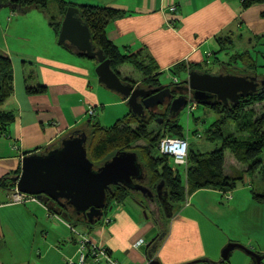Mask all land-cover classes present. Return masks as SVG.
Returning a JSON list of instances; mask_svg holds the SVG:
<instances>
[{"label":"crops","instance_id":"0c3cea01","mask_svg":"<svg viewBox=\"0 0 264 264\" xmlns=\"http://www.w3.org/2000/svg\"><path fill=\"white\" fill-rule=\"evenodd\" d=\"M63 1L121 10V17L108 26V40L123 55H136L140 62L152 64L153 75L168 74L176 80L174 72L179 65L185 67L178 72L184 81L190 71L215 66L209 59L220 52L230 54L234 48L232 38L242 39L243 31L251 39L264 40V3L242 10L240 0ZM23 18L17 15L14 22ZM53 34L54 39L39 54L13 51L0 44V54L11 60L13 74V92L0 104V115L14 116L6 135L0 134V180H13L21 172L23 157L58 147L75 132L89 135L93 121L101 122L105 106L115 107L113 113L110 111L114 119L127 115L123 99L108 90L100 91L94 77L96 65L62 48ZM237 53L246 54L241 66L236 63L241 69L238 74L264 80V75L247 66L248 61H255L251 52ZM221 64L223 71L225 66ZM117 72L136 85L144 81L142 73L130 64L121 65ZM38 85L46 88L45 94H27L26 88ZM197 106L189 103L188 108ZM91 108L92 118L88 115ZM234 160L225 156L226 164L230 161L224 167L227 174L233 175V168H241ZM247 176L243 175L229 192L228 201L218 189H197L186 195L183 205H175L171 218L158 216V220L156 209L153 216H145L140 205L130 199L108 211L105 218L111 219L109 224L101 220L94 225L83 220L69 223L37 200L10 204L12 190H0V264H67L69 259L76 260L78 244L72 227L93 244L105 247L120 264H149L147 245L161 233L164 237L154 259L159 264H220L221 250L228 243H238L260 254L264 264V203L253 199L256 190L245 185ZM226 264L254 263L242 251L233 250Z\"/></svg>","mask_w":264,"mask_h":264},{"label":"trees","instance_id":"16d2710c","mask_svg":"<svg viewBox=\"0 0 264 264\" xmlns=\"http://www.w3.org/2000/svg\"><path fill=\"white\" fill-rule=\"evenodd\" d=\"M51 0H0V3L11 2L15 9L22 14L32 10H40L47 13L48 4ZM57 5V15L49 19V26L52 28L56 37L60 32L61 22L65 11L69 7H75L78 10V17L81 22L88 28L91 37L92 46L96 50L102 51L105 59L110 61L111 69L114 71L120 80L124 83L129 82L136 85L135 82L129 79H123L117 72V68L124 64H130L136 70L142 73L144 81L139 84L142 87L151 85L157 87L160 85L158 77L161 74H152L154 71L152 64L140 62L136 55H123L119 50L108 40L107 29L111 22L121 17L123 12L111 6H93V5H72L63 0H52ZM242 10H247L254 5L263 4L264 0H240ZM231 45V43H230ZM61 46V45H60ZM62 48L85 58L77 53L70 46H61ZM246 54H234V65L232 70L236 69L238 61L243 62ZM250 60V59H249ZM94 61V60H93ZM95 62V61H94ZM247 66H251L256 71V62L248 61ZM251 63V64H250ZM239 64V63H238ZM97 66V64L95 63ZM228 66V65H226ZM231 67V66H229ZM180 68V69H179ZM177 73L180 72L183 65H179ZM249 68V67H247ZM175 69L172 70V72ZM252 74L254 75L255 71ZM244 72H247L244 70ZM154 73V72H153ZM174 74V73H173ZM230 75L246 76L236 72L226 73ZM146 77V79H145ZM179 81V80H178ZM172 85L175 83L172 82ZM13 92V74L11 60L0 54V104L4 103ZM28 95H43L46 93V88L43 86H34L26 88ZM222 105V104H221ZM216 104L212 107L204 106L211 109L218 118L205 130L202 137L205 141L215 145V148L210 152H197L191 150L187 156V164L184 169L185 182L182 181L178 167H173L169 158L161 155L158 152L159 141L164 137L186 138L181 125L177 124L176 119H169L168 114L163 111V123L158 124L157 131L151 130L152 123H156L158 117L157 112L147 113L146 118H138L129 112L126 116L118 119L112 127H102L97 121H93L90 126L89 135H87L86 150L89 160L92 162L94 169L100 167L105 162L109 161L116 153L133 152L137 155L138 162L141 164L145 178L142 185L155 192L156 185L164 181L165 188L168 191V201L171 206L180 204L185 201L186 195L197 189L214 188L223 193L230 192L234 189L236 183L243 179L244 173L252 176L256 173L261 175L264 182V161L261 159V154L264 152V113L257 115V111L253 108L255 105H263L264 107V92L253 94L251 96L241 98L236 104L221 106ZM92 118V117H91ZM14 116L10 113H1L0 115V134L6 135L7 126L12 122ZM197 121V119H195ZM233 128V130L231 129ZM196 135V133H194ZM144 143L139 145L138 143ZM228 150L236 160L240 169H232V174L225 172V151ZM156 156H155V155ZM158 156V157H157ZM101 163L96 167L95 164ZM244 167V168H243ZM20 172L15 175L18 176ZM15 180L5 177L0 180V190H14ZM137 193H132L128 189L118 185L112 186L110 193L107 194L108 207H114L126 202L134 200L137 202ZM253 199L256 202L264 203V194L252 192ZM141 198L144 199L142 195ZM150 201V199H147ZM138 203V202H137ZM153 206L158 211L156 217L163 216L160 210L158 200L154 197ZM106 211L108 212L107 208ZM70 221L83 220L75 216H69ZM165 218V217H164ZM87 223L85 220H83ZM88 224V223H87ZM75 226V225H73ZM148 261L155 258V252L146 253ZM208 262V261H202ZM224 261L220 264H226Z\"/></svg>","mask_w":264,"mask_h":264},{"label":"water","instance_id":"95a60500","mask_svg":"<svg viewBox=\"0 0 264 264\" xmlns=\"http://www.w3.org/2000/svg\"><path fill=\"white\" fill-rule=\"evenodd\" d=\"M14 7L11 2L0 3V9ZM17 12L22 14L19 10ZM57 41L61 46L74 48L86 59L94 60L98 83L126 101L130 112L138 118H146L147 113H155L164 107L161 99L164 96L170 99L168 118L176 119L189 103L212 107L220 102L228 106L238 103L241 98L264 92V80L258 81L256 76L211 75L200 71H190L181 85L172 88V84L142 87L124 83L112 71L110 61L105 59L102 51L92 46L90 32L81 22L75 7L66 9ZM183 88L189 91L190 99L184 97ZM176 94L178 96L173 98ZM156 122L161 124L163 119L158 117ZM86 142L85 133L75 132L63 139L58 147L23 157L21 172L14 177L17 191L33 196L67 222L72 215L94 225L101 221L106 208L111 210L107 202L111 187L120 185L152 201L155 197L164 217L171 218L173 206L168 201L164 181L156 185L154 193L143 186L146 175L135 153H116L109 161L94 169L87 155ZM163 237L164 233H161L150 241L147 245L149 252L156 251ZM233 250L242 251L254 264H263L260 254L238 243H228L222 248L220 263L227 261ZM149 264L159 263L152 260Z\"/></svg>","mask_w":264,"mask_h":264},{"label":"rangeland","instance_id":"374dc122","mask_svg":"<svg viewBox=\"0 0 264 264\" xmlns=\"http://www.w3.org/2000/svg\"><path fill=\"white\" fill-rule=\"evenodd\" d=\"M57 13H58L57 5L52 0L48 4L47 13H42L40 12V10L38 11L36 9H32L27 13L28 15L25 16V14H21V13H18L17 11H13L10 8H1L0 9V44H3L4 46L6 45L10 50L17 51V52H28L31 54H35V53L39 54L43 52L45 50V47L48 45V42L54 39V34L51 30L52 28L49 26L48 23H49L50 17L56 16ZM17 15H20V17H25V18H23L20 22L15 23L14 21ZM16 21H18V18ZM10 24L12 25L10 26ZM251 38L252 36H247L246 32L244 31L242 32V39H239L237 36L233 37L232 40L234 41V48H231L230 50L231 53L230 54H224L223 52L216 53L213 56V58L209 59V62H212V64L215 66H212L210 68L206 66L200 67L199 68L201 70L200 72L208 73L211 75H222L223 73L226 74L230 72L238 73V70H241V69H238L236 67L235 70H232L233 68L232 66H235L233 56L237 52H243V51L248 50L251 52L250 54L253 56V59L259 66V68L256 70V73L259 75H264V44H262L264 43V40L262 39L261 41L256 38H253V39ZM85 60H86V63H89V65L92 64L93 66H95V62L93 60H88V59H85ZM221 63L225 66L224 67L225 69L223 71L220 67ZM238 63H239V66H241L240 65L241 62L238 61ZM174 73L177 74L176 77L179 80V83H182L184 80H181V79L184 76L178 74L177 72H174ZM136 74H138V72H136ZM94 77L96 79L95 75ZM158 78H159L160 85H171L174 77L168 74H164ZM96 83L97 82L95 80V84ZM100 87H101L100 91H102L103 89H104L103 91L107 90L102 85H100ZM110 93H112L113 95H116V97H118V99H121L122 101V98L119 95L111 91ZM104 100H108V99L104 98ZM122 107H125V109L127 110L126 111L127 114L130 112L126 104V101H124V105ZM188 107H189V104L177 116V124L182 126L183 131L186 134L187 141L191 145L192 151L194 150V151L202 152V153L210 152L211 150L215 148V144H211L205 141V137H202V133H203V130H205L213 121L217 119V115L202 105H198L196 108L192 110L189 109ZM114 108L115 107H110L108 105L105 106L104 109L102 108L101 122H99L102 127H106V128L112 127L113 124L118 120L116 118L114 119L115 115L113 114H112V117H110V111L111 113H113ZM253 108L257 111V115L258 114L261 115L264 113L263 105H255L253 106ZM91 110L94 112L92 108L90 109V111ZM157 113L160 114L158 115V117L162 118L163 110H159V111L157 110ZM122 116L123 115H121L120 118H122ZM195 119H197V121H195ZM157 126H158L157 122L152 123L151 130L157 131L158 129ZM231 129L233 130V128ZM194 133H196V135ZM138 144L143 145L144 143L141 142ZM198 147L199 148L204 147V149H199ZM225 156L227 160H230V159L233 160V157L228 150L225 151ZM261 159L264 161V152L261 154ZM169 161L173 165V161L171 158H169ZM229 163L230 161H227L226 165H228ZM100 165L101 163L95 164L96 167ZM178 170L180 171L182 181L185 182V175H184L183 167H178ZM227 172L229 171L227 170ZM244 175L247 176L249 174L244 173ZM245 185L251 188L252 186H254V190H256L259 193L260 192L264 193V183L262 184V178L259 173H256L252 176H247V179H245ZM136 197H138V199L141 198V196L139 195H137ZM128 201L129 200H127L126 202ZM183 203L184 202L180 203V205H177V206L179 207L183 205ZM109 213L110 212H107L106 214H109ZM147 213L149 214V211ZM165 219L166 218H164V220ZM79 229H82V226H80Z\"/></svg>","mask_w":264,"mask_h":264},{"label":"built area","instance_id":"2783aa9c","mask_svg":"<svg viewBox=\"0 0 264 264\" xmlns=\"http://www.w3.org/2000/svg\"><path fill=\"white\" fill-rule=\"evenodd\" d=\"M175 8L172 9L174 11ZM178 80L173 79V83H177ZM191 109V108H190ZM88 115L91 117L94 112L90 109ZM189 142L187 138H172L164 137L159 141L158 152L161 155H165L171 158L173 161V167H185L186 164H181L179 161L184 157L181 155L183 152H189ZM223 198L225 201L230 200L231 195L229 192L223 193ZM33 196L19 193L16 188L11 192L9 202L14 205L25 204L29 201H35ZM106 215V214H105ZM103 216L102 220L104 223L109 224L111 219L105 218ZM74 234L77 236V258L76 260L69 259L67 264H120L110 255L109 251L102 245L93 244L84 234L77 231L75 228H70Z\"/></svg>","mask_w":264,"mask_h":264},{"label":"flooded vegetation","instance_id":"af4514ba","mask_svg":"<svg viewBox=\"0 0 264 264\" xmlns=\"http://www.w3.org/2000/svg\"><path fill=\"white\" fill-rule=\"evenodd\" d=\"M258 81H259V79H258ZM182 83H180L179 84V82L177 83V84H175V85H171V87L170 88H172V87H175L176 85H181ZM261 88V87H260ZM259 88V89H260ZM186 88H183V91L182 92H184V97L185 98H187V99H190L191 98V95H190V93H189V91H186ZM178 95L176 94V95H173V98H176ZM161 99L164 101V107H160L159 109H158V111L159 110H163L164 111V113H167L168 114V109H169V103H170V99H169V97H167V96H164V97H161ZM217 103V102H216ZM217 104H219V105H221V103L220 102H218ZM222 106V105H221ZM156 112H157V110H156ZM157 115H160L159 113H157ZM168 116V115H167ZM145 186H146V184H144ZM136 195H141V194H139V193H137ZM155 196V195H154ZM148 198H140V199H138L137 200V202H138V204L140 205V209H142L141 210V212H145L146 214H147V212L149 211V213H151L152 215L151 216H153L154 214H153V209H156L155 208V206H153V203L152 202H154V200L152 201V200H147ZM160 207V206H159ZM160 210L162 211V209H161V207H160ZM162 215H163V217L161 216V218H164V213H163V211H162ZM160 217V216H159ZM156 219H157V217H156ZM158 220H159V218H158Z\"/></svg>","mask_w":264,"mask_h":264},{"label":"clouds","instance_id":"9594fccd","mask_svg":"<svg viewBox=\"0 0 264 264\" xmlns=\"http://www.w3.org/2000/svg\"><path fill=\"white\" fill-rule=\"evenodd\" d=\"M178 83V82H177ZM177 83H175V84H177ZM181 155L184 157L183 159H181L180 161H179V163H181V164H186L187 163V152L185 151V152H183V153H181ZM106 212L107 211H105V214H106ZM104 214V215H105ZM102 220V219H101Z\"/></svg>","mask_w":264,"mask_h":264}]
</instances>
